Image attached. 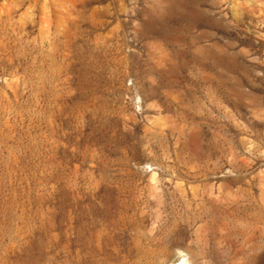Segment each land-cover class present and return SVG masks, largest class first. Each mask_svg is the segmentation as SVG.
<instances>
[{"label": "rangeland", "instance_id": "1", "mask_svg": "<svg viewBox=\"0 0 264 264\" xmlns=\"http://www.w3.org/2000/svg\"><path fill=\"white\" fill-rule=\"evenodd\" d=\"M264 264V0H0V264Z\"/></svg>", "mask_w": 264, "mask_h": 264}, {"label": "bare ground", "instance_id": "2", "mask_svg": "<svg viewBox=\"0 0 264 264\" xmlns=\"http://www.w3.org/2000/svg\"><path fill=\"white\" fill-rule=\"evenodd\" d=\"M190 260L185 261L183 264H189Z\"/></svg>", "mask_w": 264, "mask_h": 264}]
</instances>
